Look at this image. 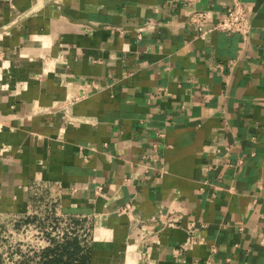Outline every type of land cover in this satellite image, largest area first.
Here are the masks:
<instances>
[{"label": "crops", "instance_id": "1", "mask_svg": "<svg viewBox=\"0 0 264 264\" xmlns=\"http://www.w3.org/2000/svg\"><path fill=\"white\" fill-rule=\"evenodd\" d=\"M183 1L0 0V220L50 180L91 264H264V0L204 37Z\"/></svg>", "mask_w": 264, "mask_h": 264}, {"label": "built area", "instance_id": "2", "mask_svg": "<svg viewBox=\"0 0 264 264\" xmlns=\"http://www.w3.org/2000/svg\"><path fill=\"white\" fill-rule=\"evenodd\" d=\"M183 2L189 7L187 12L188 22L201 37L216 30L230 33L237 32L246 36L251 30V16L242 0H233L227 6L224 16L216 20L211 16L209 9L199 8L196 5L198 0H184ZM148 25L153 26L152 23ZM119 29L124 32L127 31L125 27H119ZM136 30L138 37H142V27H137ZM84 95L70 97L69 101L71 102L73 99ZM164 171V168L160 167L157 173L162 176ZM30 188L32 194L28 201L27 210L22 214H10L0 220V238H8L5 235L7 230L9 232L21 231L24 233L29 228L36 226L39 229V232H37L40 240L34 244L27 242L26 238H20L18 242L9 244L8 252L3 254L2 259L13 257L19 263L27 257L29 258L30 254H33L32 252H36L39 254L37 260H40V254L43 250L69 237L77 236L81 239L82 245L91 246L93 239L92 221L87 215L73 214L62 209L61 196L65 187L61 183L39 179L34 181ZM73 188L75 189V187ZM163 216L164 214H161L160 218H163ZM169 225L175 226V223L169 222ZM60 226H62V229H60ZM186 231L187 237L181 244L182 250H187L202 242V238L196 234L194 222L187 225ZM213 250H216L215 247Z\"/></svg>", "mask_w": 264, "mask_h": 264}, {"label": "trees", "instance_id": "3", "mask_svg": "<svg viewBox=\"0 0 264 264\" xmlns=\"http://www.w3.org/2000/svg\"><path fill=\"white\" fill-rule=\"evenodd\" d=\"M40 256L39 264H91V246L82 245L77 236L69 237L46 248ZM28 261L29 258L18 264H26Z\"/></svg>", "mask_w": 264, "mask_h": 264}, {"label": "rangeland", "instance_id": "4", "mask_svg": "<svg viewBox=\"0 0 264 264\" xmlns=\"http://www.w3.org/2000/svg\"><path fill=\"white\" fill-rule=\"evenodd\" d=\"M60 229H62V226H60ZM37 231L39 232V229L36 226H34L33 228H29L28 231H24V233H22L21 231L9 232V230H7L5 235H7L6 237L8 238H4V237L0 238V251H1L0 264H18L17 260H15L13 257L4 258V259H2L1 257L3 256L4 253L7 254L8 248L10 247L9 244L14 243L16 241L18 242L20 238H26L25 240H27V242L36 244L40 240V238H38L39 233ZM32 253L33 254H30L29 261L26 262V264H30V263L39 264L40 260H37L39 254H37L36 252H32ZM27 260H28V257H27Z\"/></svg>", "mask_w": 264, "mask_h": 264}]
</instances>
